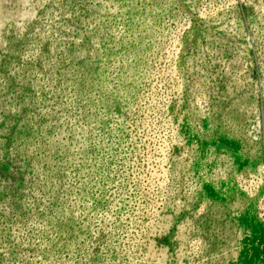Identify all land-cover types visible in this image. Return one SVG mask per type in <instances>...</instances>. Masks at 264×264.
<instances>
[{
	"label": "rangeland",
	"instance_id": "374dc122",
	"mask_svg": "<svg viewBox=\"0 0 264 264\" xmlns=\"http://www.w3.org/2000/svg\"><path fill=\"white\" fill-rule=\"evenodd\" d=\"M0 264H264V0H0Z\"/></svg>",
	"mask_w": 264,
	"mask_h": 264
}]
</instances>
